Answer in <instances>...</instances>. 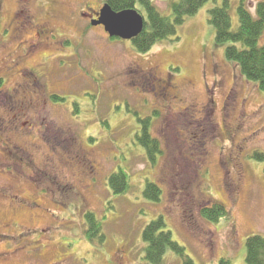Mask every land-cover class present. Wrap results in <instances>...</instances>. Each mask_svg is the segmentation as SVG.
Wrapping results in <instances>:
<instances>
[{"label": "rangeland", "instance_id": "rangeland-1", "mask_svg": "<svg viewBox=\"0 0 264 264\" xmlns=\"http://www.w3.org/2000/svg\"><path fill=\"white\" fill-rule=\"evenodd\" d=\"M152 2L169 14L168 1ZM103 4L0 0V264H144L142 232L158 217L195 264H247L246 238L264 235V158L254 157L264 155V92L215 43L213 1L145 53L91 25ZM151 72L175 96L153 87ZM23 94L42 100L18 111ZM147 117L153 161L135 138ZM118 168L129 186L115 193ZM146 182L158 200L143 195ZM213 204L226 216L201 215ZM87 213L101 241L86 237ZM163 264L181 256L167 250Z\"/></svg>", "mask_w": 264, "mask_h": 264}, {"label": "trees", "instance_id": "trees-1", "mask_svg": "<svg viewBox=\"0 0 264 264\" xmlns=\"http://www.w3.org/2000/svg\"><path fill=\"white\" fill-rule=\"evenodd\" d=\"M168 1L170 12L164 15L154 6L152 0H104L115 12L134 9L144 18L143 30L131 39L132 44L139 53L147 52L155 43L176 36L177 27L185 19L194 15L206 2L213 1L214 5L208 10V23L214 31V41L224 45V57L235 64L240 74L249 83H253L264 92V0H257L253 13L248 0H237V23L234 26L229 8L231 0H221V5H216L218 0H164ZM177 38V37H175ZM115 39V37H111ZM178 39V38H177ZM177 70V69H175ZM0 80V84H1ZM53 101L63 100L58 95H52ZM142 121V120H141ZM148 117L143 126L135 134L138 143L153 161L155 152H158L157 140L147 129ZM255 158H264L263 154H255ZM108 185L113 192H124L128 185V176L125 171L118 168L108 177ZM160 190L156 184L146 182L143 195L151 201L159 199ZM227 210L222 204H213L201 210V215L215 221L225 217ZM84 220L88 226L85 235L89 240L101 241L97 220L92 213H87ZM161 217L151 220L142 232L145 243L144 264H163L167 250H172L181 256L182 264H195L184 252V247L172 239L171 232L165 229ZM245 261L247 264H264V235H249L245 240ZM214 264H231L226 258H220Z\"/></svg>", "mask_w": 264, "mask_h": 264}, {"label": "water", "instance_id": "water-1", "mask_svg": "<svg viewBox=\"0 0 264 264\" xmlns=\"http://www.w3.org/2000/svg\"><path fill=\"white\" fill-rule=\"evenodd\" d=\"M92 20V25H102L110 37L131 40L143 30V17L134 9L115 12L105 3Z\"/></svg>", "mask_w": 264, "mask_h": 264}, {"label": "flooded vegetation", "instance_id": "flooded-vegetation-1", "mask_svg": "<svg viewBox=\"0 0 264 264\" xmlns=\"http://www.w3.org/2000/svg\"><path fill=\"white\" fill-rule=\"evenodd\" d=\"M88 10H92V9H90V8H88ZM97 12V10H94L93 9V11L92 12H90V13H88V15L89 16H87L88 18H89V22L91 21L90 19H91V17L92 18H96V16H95V13ZM98 13V12H97ZM16 23H18V21H16ZM22 27V25L20 26V24L19 25H17L16 24V31H18V32H20V28ZM41 29H43V30H41L40 31V33H37V34H35V36H33V38L35 37V38H38V39H40V38H42V37H44L45 36V31H44V25L42 26V28ZM33 43H35V42H32L31 43V41H30V48H31V46H32V50L36 47V46H34L33 45ZM152 73V72H151ZM153 74V73H152ZM149 80H151V81H153V82H156L157 83V86L156 85H152L153 87H156V88H159V90L160 91H162L163 92V94L165 93V95H167V94H171V93H173V95L175 96V93H176V91H177V87H176V85H174L171 81H170V79L169 78H166V79H159L158 77H157V75H154L153 74V79H152V76L150 75V78H148ZM2 82H3V79L1 80ZM34 96H35V98L33 97V98H30L29 96H27V95H25V94H23V95H20V97H19V99L17 98L15 101H14V106H15V104H16V108H17V110L18 111H29L30 110V107L32 108V107H34L35 106V100H38V101H40V99L42 100V98L41 97H36V94H34ZM212 102V101H211ZM243 103H244V101H242ZM224 108H225V106H224ZM234 109V108H233ZM228 110V109H227ZM227 110L225 111L224 110V113H225V115H227L228 113H227ZM229 116H230V114H228ZM229 126V128L231 129V130H236L238 127H239V124L237 123V122H232L230 125H228Z\"/></svg>", "mask_w": 264, "mask_h": 264}]
</instances>
